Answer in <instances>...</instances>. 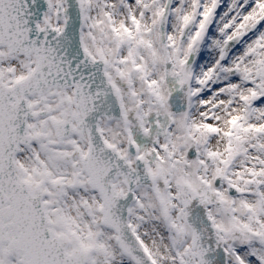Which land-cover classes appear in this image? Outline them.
Returning <instances> with one entry per match:
<instances>
[{
	"label": "snow or ice",
	"instance_id": "1",
	"mask_svg": "<svg viewBox=\"0 0 264 264\" xmlns=\"http://www.w3.org/2000/svg\"><path fill=\"white\" fill-rule=\"evenodd\" d=\"M0 264H264V0H0Z\"/></svg>",
	"mask_w": 264,
	"mask_h": 264
}]
</instances>
